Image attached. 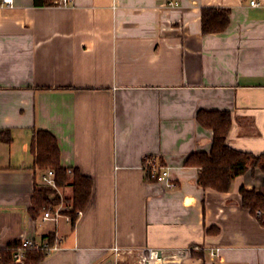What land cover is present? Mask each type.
Listing matches in <instances>:
<instances>
[{"label":"crops","instance_id":"crops-1","mask_svg":"<svg viewBox=\"0 0 264 264\" xmlns=\"http://www.w3.org/2000/svg\"><path fill=\"white\" fill-rule=\"evenodd\" d=\"M53 2L0 0V250L52 234L41 264H264V221L241 194L264 195V170L248 164L220 192L187 164L212 150L203 111L228 112V145L264 155V0ZM207 7L230 12L224 32L203 33ZM38 131L70 170L62 199L76 174L91 182L75 227L71 203L58 222L30 216L51 170L35 165ZM147 158L177 187L152 181Z\"/></svg>","mask_w":264,"mask_h":264},{"label":"trees","instance_id":"trees-1","mask_svg":"<svg viewBox=\"0 0 264 264\" xmlns=\"http://www.w3.org/2000/svg\"><path fill=\"white\" fill-rule=\"evenodd\" d=\"M54 0H35L37 6H52ZM230 12L217 8L202 9V30L205 34L224 32L230 24ZM199 122L206 128L212 129L214 138L212 150L209 155H193L187 164L199 165L203 168L201 183L204 187H211L220 192L230 190L233 180L243 174L248 164L260 166L264 170V155L258 158L252 157L249 153L237 151L227 143V137L232 121L228 112H200ZM4 140L10 142L5 133ZM33 149L36 153V167L46 170L51 169L55 173L58 189L68 185L70 170L61 166L60 148L57 139L50 132L38 131L33 138ZM74 194L71 199H62L59 192L51 187L35 189L30 216L36 221L46 210L59 206L63 202L71 203L72 210L66 212L71 218V225L75 227L77 212L83 210L89 203L91 195V182L89 179L76 174L73 183ZM243 206L250 211L261 210L260 216L264 221V195L255 191L242 190ZM53 244L55 235H47ZM22 246L21 240L9 243L0 250V264H41L48 256L42 250L35 247L25 248V260L23 263H16L13 258L15 250Z\"/></svg>","mask_w":264,"mask_h":264},{"label":"built area","instance_id":"built-area-1","mask_svg":"<svg viewBox=\"0 0 264 264\" xmlns=\"http://www.w3.org/2000/svg\"><path fill=\"white\" fill-rule=\"evenodd\" d=\"M14 0H2L3 6L11 7L13 5ZM73 3V0H60V4L63 6H69ZM252 6H257L258 3L255 1L251 2ZM144 169L147 172L148 177L165 187L166 189H174L176 188V183L172 176V167L160 162L156 158H147L144 162ZM43 182L46 186L51 187L55 190H58V186L55 179V173L53 170H49L46 175L43 176ZM64 211V208L62 206H56L53 208H50L46 210L43 213L42 219L44 221L52 220L54 222H58L60 219V216L62 215V212ZM79 215L82 214L81 211L78 212ZM263 212L261 210L256 211L257 216H261ZM22 241V246L14 251L13 258L16 263H23L25 260V248L28 247H35L36 249L42 250L48 255H50L52 252L59 249V239L55 237V240L53 244L50 243L49 239H41L36 240L33 238H25ZM115 250L119 253V249L115 248ZM219 251V250H217ZM211 255L214 257L216 256L215 252H212Z\"/></svg>","mask_w":264,"mask_h":264},{"label":"rangeland","instance_id":"rangeland-1","mask_svg":"<svg viewBox=\"0 0 264 264\" xmlns=\"http://www.w3.org/2000/svg\"><path fill=\"white\" fill-rule=\"evenodd\" d=\"M60 191V190H59Z\"/></svg>","mask_w":264,"mask_h":264}]
</instances>
